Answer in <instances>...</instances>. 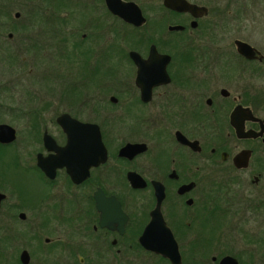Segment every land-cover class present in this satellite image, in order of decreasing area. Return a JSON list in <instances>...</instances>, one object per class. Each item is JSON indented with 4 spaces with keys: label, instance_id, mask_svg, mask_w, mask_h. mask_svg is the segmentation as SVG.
<instances>
[{
    "label": "flooded vegetation",
    "instance_id": "obj_1",
    "mask_svg": "<svg viewBox=\"0 0 264 264\" xmlns=\"http://www.w3.org/2000/svg\"><path fill=\"white\" fill-rule=\"evenodd\" d=\"M121 1L0 0V264H264V0Z\"/></svg>",
    "mask_w": 264,
    "mask_h": 264
},
{
    "label": "water",
    "instance_id": "obj_2",
    "mask_svg": "<svg viewBox=\"0 0 264 264\" xmlns=\"http://www.w3.org/2000/svg\"><path fill=\"white\" fill-rule=\"evenodd\" d=\"M105 2H106L108 9L112 12V14L120 17L121 19H123L124 21H126L128 23H132L134 25H140L144 21V19L142 18L141 14H140L138 7L136 6V4H134L132 2L126 3V2H123L121 0H105ZM164 5L166 7H169L172 10L181 11V12L191 11L192 13H195V12L200 13L201 11H203L202 9L197 8L195 5L188 3L186 0H164ZM174 29H179V28H174ZM238 47L240 48V51L243 55H247V49L249 48L247 45L240 44V45H238ZM131 55L137 61L136 56L134 54H131ZM60 123L62 124V122H60ZM74 124H75V126H79V127H87L88 126V125H81V124H76V123H74ZM91 127H92L93 132L96 133V138L94 139V137H93L91 139V141L93 143L95 142V144L97 146L96 147L97 148L96 165H98L99 163L103 162L105 159V150H104V147H103L102 142H101L100 131H99L98 127L97 126H91ZM263 130H264V128H263ZM70 138H71V143H73L75 141L74 131L71 132ZM14 139H15V131L7 125H0V142L9 143V142H12ZM46 139H47V137H45V141H46ZM135 147L128 146V147L121 150V154L123 152H126V150L133 149ZM52 149L57 151L56 147H52ZM248 156H249V152L244 151L235 157L234 163L237 166H246ZM38 164L42 165V162H38ZM90 165H95V162H93V163L91 162ZM68 171L72 176L74 175V168H72V167L68 168ZM84 172L86 173V168L84 169ZM134 177L138 178L139 181L142 182V179L137 177L135 174H129V180L132 184H134V182H135ZM154 187L157 189L159 186L154 183ZM1 199H3L2 195H0V201H1ZM145 245L148 249L154 250L155 252L162 255L163 257L168 258L170 260L173 259V254L171 251L163 249L161 247L157 248L155 246V244H153V243H149V244H145ZM24 258H26L25 254H23L22 259H23V263H27L26 262L27 260ZM226 260H231V259H226Z\"/></svg>",
    "mask_w": 264,
    "mask_h": 264
},
{
    "label": "rangeland",
    "instance_id": "obj_3",
    "mask_svg": "<svg viewBox=\"0 0 264 264\" xmlns=\"http://www.w3.org/2000/svg\"><path fill=\"white\" fill-rule=\"evenodd\" d=\"M3 62L6 63V61H3ZM1 63H2V61H1ZM4 65H6V64H4ZM5 68H6L5 66H2L1 69H5ZM1 73H3V74L0 75V81H1L0 82V103H2L4 105H8L10 103V100L20 101V99H21L20 96L21 95L23 96L22 91L17 89V93L12 92L11 91V87L8 86L9 79H10V76L8 74L9 72H7V70H5V71L2 70ZM36 87L38 89H40L39 86H36ZM34 90L35 91H34L32 96L36 97L37 100H41L43 98V96H44V93H39L37 91V89H34ZM49 95H51V94H49ZM100 99H103V97L100 96ZM100 99H98V100H100ZM48 100L49 101L52 100V101L56 102L57 98L54 95L52 97H49ZM42 101H45V98H43ZM13 115H14V113L11 110L5 108L4 106L0 107V117L8 118L9 116L12 117ZM12 126L15 127L18 130L17 141H16V144H15L17 146L23 139L22 135L26 131V125L15 122L14 124H12ZM8 165L9 164H8L6 156H4L2 159H0V168H1V170L6 171L7 172L6 174L10 177V179L12 178L11 180H14V178L12 176L13 171L9 172V171L4 169V168H7ZM21 178H23V176ZM22 187H24V186H22ZM231 193H234L233 189L231 190Z\"/></svg>",
    "mask_w": 264,
    "mask_h": 264
}]
</instances>
